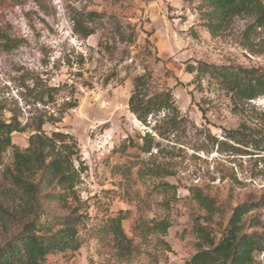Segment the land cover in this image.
<instances>
[{
  "label": "rangeland",
  "instance_id": "rangeland-1",
  "mask_svg": "<svg viewBox=\"0 0 264 264\" xmlns=\"http://www.w3.org/2000/svg\"><path fill=\"white\" fill-rule=\"evenodd\" d=\"M200 2L0 0V32L11 41L6 49L0 40V119L15 117L25 127L11 133L12 147L1 155L0 245L22 224L21 215L12 213H20L17 193L3 172L12 165L14 148L29 146L40 119L46 121V135L59 131L74 143L72 163L79 172L77 200L68 201L79 216V248L50 253L48 263L187 264L199 239L194 228L199 213L189 186H205L228 207L264 194V151L224 137L242 120L264 129V96L249 100L236 114L216 81L195 70L201 63L264 70V26L253 25V15L237 16L211 36L203 26ZM78 22L93 33H77ZM145 73L153 77L148 96L171 93L178 121L185 119L181 128L163 122L167 111L149 115L145 123L130 112L133 79ZM157 123L166 125L164 137L156 133ZM147 133L158 143L153 154L161 150L174 176L152 178L140 170L150 153L133 144L141 145ZM207 133L238 150H221ZM165 182L176 188H165ZM165 199L169 210L163 208ZM66 213L52 201L40 216L48 221ZM120 213L132 246L127 256L119 255L107 228ZM165 213L171 226L164 237L136 227ZM255 216L264 223V207L244 215L242 230H254L249 224ZM263 254L254 251L253 257L264 264Z\"/></svg>",
  "mask_w": 264,
  "mask_h": 264
},
{
  "label": "trees",
  "instance_id": "trees-1",
  "mask_svg": "<svg viewBox=\"0 0 264 264\" xmlns=\"http://www.w3.org/2000/svg\"><path fill=\"white\" fill-rule=\"evenodd\" d=\"M198 9L201 14L203 26L211 36L217 35L230 21L237 16L253 15V25L264 26V3L261 0H200ZM75 31L87 37L93 33L80 22L75 24ZM0 40L6 49H10V39L0 32ZM194 70V69H191ZM198 74H208L216 81L231 101L232 111L236 114L244 111V105L249 100L264 96V70L256 67L222 66L201 63L195 69ZM153 80L151 73L136 76L133 79V92L128 100L131 113L143 123L151 114L167 111L163 122L171 129L182 127L177 119V109L174 106L169 90L154 92L148 96L149 82ZM50 120H53L51 118ZM46 121L39 120L36 133L30 135L29 146L23 150L15 147L13 162L7 167L4 178L12 185L20 205L22 224L15 234L0 245V264H51L46 256L56 251L76 250L79 248L77 238V224L79 216L71 209L68 201L77 200L74 189L78 182L79 172L73 166L74 143L67 141V134L56 131L48 136L42 130ZM165 124L155 127L156 133L164 137L167 132ZM25 129L15 117L9 121L0 119V160L2 153L12 147L11 133ZM172 130V131H173ZM212 144L217 143L221 150H238L237 146L226 140H218L211 133H207ZM224 137L234 143L255 150L264 151V129L251 128L242 120L235 129L225 130ZM143 143L133 144L142 153H150L145 167L140 170L152 178L174 176L175 170L171 163L153 154V137L147 133L142 137ZM225 149H223V148ZM192 158L198 159L193 155ZM264 160V156H261ZM197 162H193L196 165ZM200 170V168H197ZM200 176V175H199ZM201 177H204L203 175ZM213 180V178H212ZM165 188L175 189L169 183H163ZM189 198L196 205L199 216L195 219V230L199 236L197 249L187 264H260L253 257V252H264V223L256 216L252 218L249 226L254 230H242L241 220L255 208L264 207V194L254 201H244L236 206L228 207L208 188L202 185L188 187ZM174 196H172V199ZM56 201L68 213L61 217L53 215L48 221L41 219L40 214L46 213V204ZM170 200L165 199L163 208L169 210ZM168 214L159 219L153 218L147 223L141 221L136 227H141L145 234L166 236L171 221ZM125 215L110 218L108 230L113 245L120 256L131 254L132 246L122 228ZM25 220V221H24ZM203 220V224L200 223ZM55 221V223H53ZM218 236V237H217ZM167 248L170 247L163 241ZM264 257V254H263Z\"/></svg>",
  "mask_w": 264,
  "mask_h": 264
}]
</instances>
